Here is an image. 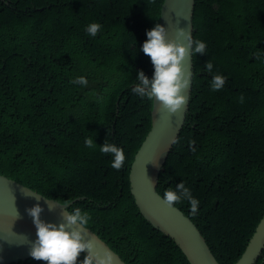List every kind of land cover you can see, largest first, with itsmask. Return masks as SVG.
I'll list each match as a JSON object with an SVG mask.
<instances>
[{"label":"trees","instance_id":"16d2710c","mask_svg":"<svg viewBox=\"0 0 264 264\" xmlns=\"http://www.w3.org/2000/svg\"><path fill=\"white\" fill-rule=\"evenodd\" d=\"M163 2L0 0V174L49 200L79 199L69 208L87 211V227L126 264H190L141 215L130 186L153 109L131 89L139 70L152 75L139 47ZM92 22L102 26L95 37L85 31ZM194 29L206 50L194 56L190 111L158 192L183 180L198 214L186 200L174 206L221 264H235L264 219V0H197ZM215 74L226 77L217 91ZM76 76L87 84H72ZM85 137L122 147V168Z\"/></svg>","mask_w":264,"mask_h":264},{"label":"water","instance_id":"95a60500","mask_svg":"<svg viewBox=\"0 0 264 264\" xmlns=\"http://www.w3.org/2000/svg\"><path fill=\"white\" fill-rule=\"evenodd\" d=\"M196 6L197 0H164L160 24L167 28V40L179 42L177 30L185 24L194 38ZM188 64L191 68L192 81L187 93L188 101L182 112L169 114L159 102L153 101L152 128L130 170L131 193L141 215L155 229L171 238L190 264H221L195 224L175 206L169 207L164 204L160 198L162 195L158 192L161 174L186 126L190 111L194 91V57L185 62L186 68ZM48 200L34 189L0 174V264L18 263L32 258L29 255V248L30 242L36 238V228L26 209L39 204L43 209L41 219L58 224L62 221L64 212L61 206L69 208L79 199L68 204L49 200L53 202L51 209ZM85 238L93 240L96 251L101 255L105 251H111L114 256L113 264H126L88 227ZM263 254L264 219L246 251L235 264H257Z\"/></svg>","mask_w":264,"mask_h":264},{"label":"clouds","instance_id":"9594fccd","mask_svg":"<svg viewBox=\"0 0 264 264\" xmlns=\"http://www.w3.org/2000/svg\"><path fill=\"white\" fill-rule=\"evenodd\" d=\"M184 19L186 21L187 17ZM101 27V24L92 22L85 27V31L88 35L95 37ZM145 35L146 39L140 45L139 52L150 59L153 71L149 77L143 70H139L136 74L137 83L131 91L142 99L159 102L169 114L181 113L187 104V93L192 81L190 64L186 68L185 62L198 54L204 55L206 42L194 39L187 24L177 30L179 42L167 40V28L160 23L146 30ZM204 68L208 72L212 71L213 64L210 60L205 63ZM225 80L226 77L222 74L213 75L210 82L211 89L213 91L222 89ZM70 82L86 85L87 79L84 76H76ZM191 143L193 142H190V147ZM84 144L88 148L98 147L101 153L109 154L111 168L116 170L122 168L126 159L122 147L109 142L97 145L90 137H85ZM192 150L195 151L194 148ZM160 198L169 207L186 200L190 215L198 214L200 201L193 196L191 189L186 187L183 180L174 188H166ZM48 202L51 209L53 202L49 200ZM61 207L64 208V212L62 221L58 224L41 219L40 214L43 209L39 204L26 209L36 228V238L30 242L29 255L34 260L43 261L44 264H113L114 256L111 251H105L101 255L96 251L93 240L85 238L86 226L91 219L89 213L78 207ZM25 239L27 240V237ZM82 253L84 255L80 259Z\"/></svg>","mask_w":264,"mask_h":264},{"label":"bare ground","instance_id":"6f19581e","mask_svg":"<svg viewBox=\"0 0 264 264\" xmlns=\"http://www.w3.org/2000/svg\"><path fill=\"white\" fill-rule=\"evenodd\" d=\"M30 249V248H29Z\"/></svg>","mask_w":264,"mask_h":264}]
</instances>
